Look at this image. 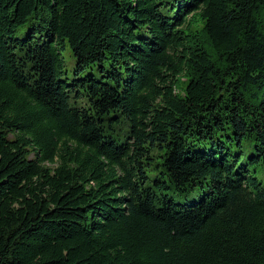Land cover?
I'll return each mask as SVG.
<instances>
[{
	"label": "trees",
	"instance_id": "trees-1",
	"mask_svg": "<svg viewBox=\"0 0 264 264\" xmlns=\"http://www.w3.org/2000/svg\"><path fill=\"white\" fill-rule=\"evenodd\" d=\"M258 166L264 0H0V264H264Z\"/></svg>",
	"mask_w": 264,
	"mask_h": 264
},
{
	"label": "rangeland",
	"instance_id": "rangeland-1",
	"mask_svg": "<svg viewBox=\"0 0 264 264\" xmlns=\"http://www.w3.org/2000/svg\"><path fill=\"white\" fill-rule=\"evenodd\" d=\"M23 34L19 35L22 36ZM186 82L185 77H181L177 79V91L179 93H182L183 85ZM244 158H246L251 152V149L247 148V144L245 143L244 145ZM251 175L254 176L262 185V188L264 189V166H258L256 168H250ZM175 200H177V197H174Z\"/></svg>",
	"mask_w": 264,
	"mask_h": 264
}]
</instances>
